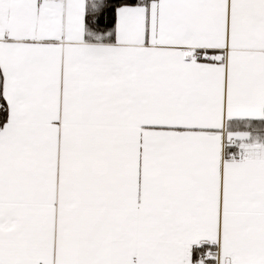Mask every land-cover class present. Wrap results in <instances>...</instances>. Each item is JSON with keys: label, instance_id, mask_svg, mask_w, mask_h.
Wrapping results in <instances>:
<instances>
[{"label": "snow or ice", "instance_id": "obj_1", "mask_svg": "<svg viewBox=\"0 0 264 264\" xmlns=\"http://www.w3.org/2000/svg\"><path fill=\"white\" fill-rule=\"evenodd\" d=\"M0 264H264V0H0Z\"/></svg>", "mask_w": 264, "mask_h": 264}]
</instances>
